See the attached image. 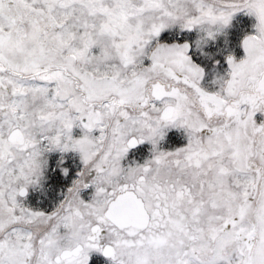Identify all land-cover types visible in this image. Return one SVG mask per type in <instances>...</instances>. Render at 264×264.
Returning <instances> with one entry per match:
<instances>
[{
    "label": "snow or ice",
    "instance_id": "1",
    "mask_svg": "<svg viewBox=\"0 0 264 264\" xmlns=\"http://www.w3.org/2000/svg\"><path fill=\"white\" fill-rule=\"evenodd\" d=\"M0 264H264V0H0Z\"/></svg>",
    "mask_w": 264,
    "mask_h": 264
}]
</instances>
